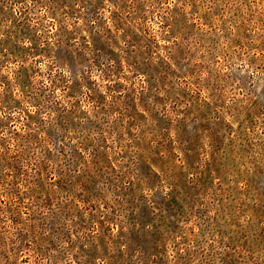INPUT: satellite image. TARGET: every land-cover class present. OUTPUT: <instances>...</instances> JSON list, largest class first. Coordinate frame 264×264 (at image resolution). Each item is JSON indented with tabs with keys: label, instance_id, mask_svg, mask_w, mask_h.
<instances>
[{
	"label": "rangeland",
	"instance_id": "obj_1",
	"mask_svg": "<svg viewBox=\"0 0 264 264\" xmlns=\"http://www.w3.org/2000/svg\"><path fill=\"white\" fill-rule=\"evenodd\" d=\"M0 264H264V0H0Z\"/></svg>",
	"mask_w": 264,
	"mask_h": 264
}]
</instances>
